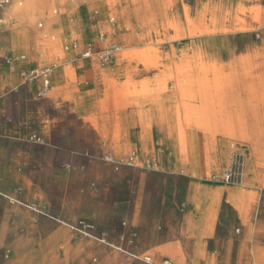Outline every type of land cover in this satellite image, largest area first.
Masks as SVG:
<instances>
[{"label":"rangeland","instance_id":"obj_1","mask_svg":"<svg viewBox=\"0 0 264 264\" xmlns=\"http://www.w3.org/2000/svg\"><path fill=\"white\" fill-rule=\"evenodd\" d=\"M241 26L252 39L238 46L230 31ZM6 37L0 62L20 64L22 81L24 70L52 63V77L75 80L77 63L94 72L103 99L78 112L97 136H82L86 147L52 191L19 184L20 164L13 178L0 174V264H146L129 254L130 234L141 252H158L154 264L164 255L177 264H264V0H8ZM109 40L119 47L111 62L79 57ZM235 96L254 127L220 117L236 114ZM151 97L166 109L164 135L154 134ZM117 114L138 117L150 143L129 136ZM29 134L1 132L0 144L12 153L30 145ZM130 147L136 165L115 164ZM23 189L34 198L20 199ZM78 220L98 239L73 230Z\"/></svg>","mask_w":264,"mask_h":264},{"label":"crops","instance_id":"obj_2","mask_svg":"<svg viewBox=\"0 0 264 264\" xmlns=\"http://www.w3.org/2000/svg\"><path fill=\"white\" fill-rule=\"evenodd\" d=\"M11 44L12 39L9 37L0 38V49ZM19 66L20 64H17L12 69L8 64L0 62V118L1 116L6 118V120L0 119V133L9 132L20 137L29 132V135L36 134L39 136L42 142L30 141V145L15 146L12 153H10L8 142L3 141V144H0V174L13 178L14 174L10 173V168L13 165L20 164L19 184H22L24 180H28L33 185V189L40 187L47 191H52L53 185L56 186L57 180L64 175V166H68L70 160H76L80 149L86 147V144L82 142V136L90 135L94 138L97 136L95 130L86 124L84 119L78 115V112L87 109L93 100V106L95 107L97 100L103 99V86H95L94 72L91 69L79 71L76 63L74 64L77 75L75 80L65 79L61 82L60 75L55 74L52 77L51 72L49 88L46 94L38 97L37 93L42 88L41 81H22L17 72ZM89 88H93L95 91V95L92 97L87 94ZM196 99H202L206 103L210 102L209 100H204L198 94ZM229 99L231 104H237L236 114H220V117L226 118V120L234 119L242 131L254 127L256 122L250 121L249 118H255V116L247 114L246 112L248 111L245 112L244 101L239 100L237 96ZM149 100L152 103L154 102V104H150L147 110L151 118V125H154V134L164 135L166 133L161 127L162 122L160 123L158 120L160 118L161 120L163 119L162 114L165 113L166 109L160 106L157 98L153 99L151 97ZM259 100H262V98ZM223 101L218 100V102ZM140 110L133 108L130 113L137 114L140 113ZM7 117L11 121H7ZM120 120H122V125L125 129L129 131V136L142 139L145 145L150 143L149 138H147L149 129L142 127V121L138 117H135L130 122L127 114L126 116L117 114L116 122ZM104 122L106 130H110L111 125L106 119ZM132 125H136V127L131 129L130 126ZM211 189L220 190L221 188L213 187ZM27 196L34 198V195L26 189H23V192L18 195L23 200L27 199ZM49 197L53 198V195H49ZM167 235L169 236V234ZM130 236L131 234L127 236V241ZM132 238L133 243H131L132 245L130 244L129 253L138 254L140 250L136 242L137 239L135 236ZM169 242H171V239L158 243L150 242L149 248L163 247L168 245ZM141 253L150 255L153 260L158 252H152L153 256L145 251ZM171 253L173 256L175 255L174 252ZM164 257L168 256L164 255L161 258L163 259Z\"/></svg>","mask_w":264,"mask_h":264},{"label":"built area","instance_id":"obj_3","mask_svg":"<svg viewBox=\"0 0 264 264\" xmlns=\"http://www.w3.org/2000/svg\"><path fill=\"white\" fill-rule=\"evenodd\" d=\"M8 3V0H0V7L4 4ZM101 39L105 38V34H101ZM72 48H77V44L73 43L71 44ZM118 46L113 41H107L106 45L104 47H96L94 44H87L84 46L79 53V57L81 58H89L93 55H96L99 57L101 62L109 63L112 61V58L114 57V54L118 51ZM5 62L9 63L11 60L10 56L4 57ZM55 67V63H52L51 65L42 66V67H32L30 69L24 70L21 73V77L24 82H33V81H41L42 88L38 91L37 96L41 97L44 96L49 88V81H50V74L52 70ZM29 141L33 142H42V139L37 136L36 134H31L28 136ZM137 163V152L134 148H132L126 156H122L118 158L115 161V164H124L126 166H134ZM227 177H229V174H227ZM17 191H21L20 188H18ZM0 194H2L0 192ZM71 228L77 232L80 233L83 237H91L94 239H98V237L94 234V226L88 221L85 220H78L74 224L71 225ZM133 235L130 236L129 242L133 243ZM134 258L142 259L147 264H154L152 258L148 254H144L141 258L133 253H129ZM159 264H177L173 260L169 259L168 257H164Z\"/></svg>","mask_w":264,"mask_h":264},{"label":"bare ground","instance_id":"obj_4","mask_svg":"<svg viewBox=\"0 0 264 264\" xmlns=\"http://www.w3.org/2000/svg\"><path fill=\"white\" fill-rule=\"evenodd\" d=\"M252 28H246L245 26H241L240 28L231 30V38L234 39V41L236 42V45H243L246 42L250 41L252 39ZM240 37V39H239ZM119 50V48H118ZM118 51L114 54V57H117ZM219 190V189H217Z\"/></svg>","mask_w":264,"mask_h":264}]
</instances>
